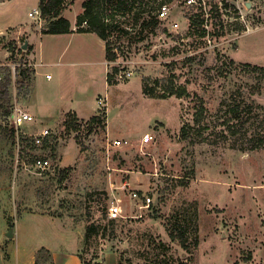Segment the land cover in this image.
I'll return each instance as SVG.
<instances>
[{
    "label": "rangeland",
    "instance_id": "374dc122",
    "mask_svg": "<svg viewBox=\"0 0 264 264\" xmlns=\"http://www.w3.org/2000/svg\"><path fill=\"white\" fill-rule=\"evenodd\" d=\"M39 1L0 0V25L36 26L44 18L28 12ZM83 1L65 0L64 14L75 20ZM116 1L97 0L104 12L117 7ZM139 1L126 0L116 17L130 32L110 37L129 45L133 77L116 78L121 85L108 88L99 37L55 35L53 61L65 64L66 83L57 85L60 66L38 69L34 88L38 119L45 124L34 119L18 134L6 124L5 111L27 109L33 75L23 48L27 32L16 25L0 33V264H53V246L62 244V231L73 257L85 264H177V254L189 256L170 238L169 228L177 222L186 228L198 264H264V72L252 68L264 67V0H226L230 16L241 9L244 20L234 19L236 29H220L211 42L187 34L188 9H177L152 31L138 32L142 18L151 16L145 11L135 24ZM144 2L149 10L153 0ZM172 21L179 22L177 29L170 27ZM216 26L211 23L210 30ZM21 68L32 73L22 76ZM171 78L190 94L159 98L144 92L145 86L159 87ZM68 88L85 105L94 104L97 93L107 96L108 101L98 98L104 126L91 129L80 118L82 125L69 130L64 114L55 120L47 115L48 105L54 106ZM126 93L132 95L129 100ZM201 104L205 138L183 137L182 125L193 123ZM237 105L241 119L233 133L229 126L237 120L229 119L230 109ZM107 124L129 145L110 146L107 152V141L116 138ZM44 128L49 136L34 144L26 132ZM146 132L155 138L143 153L140 139ZM36 155L49 156L51 169L34 172ZM121 178L153 196L142 217L111 220L104 212L110 185ZM93 222L97 231L85 242L86 225Z\"/></svg>",
    "mask_w": 264,
    "mask_h": 264
},
{
    "label": "trees",
    "instance_id": "16d2710c",
    "mask_svg": "<svg viewBox=\"0 0 264 264\" xmlns=\"http://www.w3.org/2000/svg\"><path fill=\"white\" fill-rule=\"evenodd\" d=\"M115 3V0H110ZM145 0H140L138 3V7L134 11V18H135V24L138 22V18L141 17V14L145 11H149L154 5H150L149 10L146 8ZM117 7H115L110 12H104L102 9L100 10L98 5L99 3L97 0H84L83 1V12L77 15L76 18V28H72V24L69 18H67L64 15V10L66 9V2L65 0H40L38 8L41 12V17L44 18L46 24L45 27L42 28L43 33H68L73 31H92L96 32L101 38H103L106 41V58L110 62L115 59V54L111 50V44L112 41L110 40V37L114 32H117L118 34H128L130 32V29L124 28V26H121L118 24L117 21V15L123 10L124 6L126 4V0H118ZM154 3V0H153ZM209 3V1H208ZM133 4V3H132ZM131 4V5H132ZM211 5V9L213 10L212 13V25L219 24V27L217 29L210 30L211 35H218L220 33V29H224V23L222 22L221 13H220V7L218 2H211L209 3ZM135 9V6L134 8ZM188 31L187 34H197L198 36L206 37L207 35V28L205 27V16L200 10H189L188 11ZM159 20L155 16H150V18L143 17L140 21L139 25L140 28L138 32H142L145 29H149V31H152L156 25H158ZM133 26H131L132 28ZM215 27V26H214ZM135 28V27H134ZM132 31V30H131ZM24 45V44H23ZM31 46L28 44L26 49H29ZM112 65V64H111ZM255 70H261L264 72L263 66H252ZM31 70L30 69H20V74L23 76L29 75ZM118 71V67L116 65H112V68L107 73V81L110 84L117 83L115 76ZM144 92L147 95H150L152 97H159V98H168L173 95L177 97H184L188 96L190 93L188 92L186 86L178 84L173 78L169 79L167 83H162V85H159V87L152 86V87H144ZM205 110L206 107L204 104H201L196 111L194 112L193 116V123H185L181 127V133L183 137H189L190 135H194L193 139L196 137L205 138L203 129L206 128V126H202V121H204L205 116ZM12 109H7L5 111L6 118L11 113ZM64 120L63 124L69 129V130H77L78 127L82 125L80 122V118L77 115L75 111H68L64 113ZM5 118V119H6ZM229 119H235L237 122H233L231 124V131L233 133H237L239 130L237 128L238 121H240L241 116L239 113V106H233L230 109V118ZM226 121V120H225ZM228 121V120H227ZM230 121V120H229ZM85 123L88 125V127L93 128L94 124H103V126L106 123L105 120V114L102 109H98V112L94 115H92L90 118L85 120ZM263 141V140H262ZM104 212L107 215L106 209ZM114 220V219H111ZM97 224L96 223H88L86 225L85 230V242L88 241V239L95 234L97 231ZM169 235L172 241L178 242L184 250H186L189 253V256H182V254H177L175 261L177 264H198V253H193L190 249V246L187 243V236H186V228L180 223L177 222L173 224L169 228ZM195 244L198 243V239L195 238L194 241ZM84 261V260H83ZM85 262V261H84Z\"/></svg>",
    "mask_w": 264,
    "mask_h": 264
},
{
    "label": "built area",
    "instance_id": "2783aa9c",
    "mask_svg": "<svg viewBox=\"0 0 264 264\" xmlns=\"http://www.w3.org/2000/svg\"><path fill=\"white\" fill-rule=\"evenodd\" d=\"M226 1V0H224ZM223 2V1H222ZM221 2V4H222ZM153 7L148 11L151 16L158 18L159 23L161 21L171 20L173 15H176V10H200L205 16V27L207 28L206 40L211 42L212 37L210 33V24L212 21L211 5L207 0H154ZM219 5L222 22L224 23L225 30L228 26L231 27L233 31L236 26V21L241 19L243 14L236 10L235 16H230L231 5L226 3ZM236 9V8H235ZM29 15L34 18H40V9L34 8V12L30 11ZM229 17L230 20H229ZM236 19V21H234ZM158 23V24H159ZM170 27L177 29L179 27L178 21H172ZM130 29V28H129ZM238 30V29H237ZM140 39V36H136ZM142 40V39H141ZM139 40V41H141ZM111 50L115 54V59L110 61L112 65L118 67L115 78L126 79L133 77L135 73L134 65L131 64L129 60L131 52L129 45H126L122 41H112ZM34 115L23 107L16 106L13 108L9 116L6 118L5 122L18 134L20 129H22L26 124L34 121ZM31 136L32 141L36 145L43 143L44 138L48 137L50 132L48 128H44L38 133L26 132ZM154 134L151 132H146L142 135L140 139L141 150L146 153L143 149L144 146L149 145L154 141ZM130 140L126 137L124 138H114L107 141V152L110 150V146L114 147H124L129 145ZM31 166L34 168V172L37 174H42L47 172L52 167L51 158L47 155H36L32 159ZM153 204V196L148 192H142L140 188L132 185V182L128 178H121L118 183L112 182L110 185V197L106 207L107 215L110 219L116 218H137L144 215V211H148Z\"/></svg>",
    "mask_w": 264,
    "mask_h": 264
},
{
    "label": "crops",
    "instance_id": "0c3cea01",
    "mask_svg": "<svg viewBox=\"0 0 264 264\" xmlns=\"http://www.w3.org/2000/svg\"><path fill=\"white\" fill-rule=\"evenodd\" d=\"M35 8H37V7H35ZM29 12H28V14H29ZM80 13H77V15ZM65 16L67 17V15H65ZM70 21L72 24V28L75 29L76 28V19L75 20L70 19ZM45 24H46V22H45V20H43L42 22L38 23L34 27L32 26V24L30 22L8 23V24L3 25V26L0 25V33H2L8 27L16 26V25L20 26L23 31L27 32L28 44H30L31 47L29 49L25 50V54L29 60V62H28L29 65L33 66L32 67L33 68V75H32L30 92H29L28 98L25 101V106L27 107L26 110H28L29 112H31L34 115V118H35L34 122L35 123H36V120L38 122H42L40 119H38L41 117H40V115H38V111L40 109L38 107L39 105L37 104L38 99H37V95L35 93V88L37 85L35 76H36V73L39 72L38 69L40 67L53 66V64L58 65L61 67V69H59V75H58L59 80L57 82V85H59L62 82H63V84L66 83L64 80V76L66 77V75H64V71H66L65 70L66 69L65 64L61 60L53 61V37H56L57 35L80 34L83 37V36H87L88 34H96L99 37L98 39L101 41L102 46H103V52L104 53H103L102 64H103L104 79H106L105 80L106 85L108 86V88H113L115 86L121 85V83L110 84L107 81V73L109 70H108V60L106 58V41L103 38H101L96 32L73 31V32H68V33H43L42 28L45 27ZM93 39L96 40L97 37H93ZM47 76L51 77V74L47 73ZM131 81H128V84H131ZM97 95H98V98L100 96H103L106 99V101H108L106 95H103L101 93H97L96 96ZM125 96H127V99L129 100L132 95L130 93H126ZM98 98L95 100L94 104L86 103V105H85V104H82L81 101L77 102L79 99L77 100L76 94L74 92H71V89L68 88V89H66V91H64V90L62 91L60 98L57 99V102L55 103L54 106L48 105L49 109L47 110V115L53 116V120H55V119H59V117L62 114L66 113L68 111H75L77 113V115L79 116V118L87 120L92 115H94L98 112V108H99ZM48 104H52V103L50 102ZM47 115L44 116L45 119L50 118ZM43 122H44V120H43ZM44 124H45V122H44ZM106 127H107V131H108L109 135L116 137V138L120 137V136H122L121 138H124V136L121 135L120 133H116L114 131L112 132V131L108 130V127H109L108 124ZM78 150H79V148H77V151ZM55 232H57V231L55 230ZM61 233L63 234L62 244H60L61 242H59L58 244H56V246H53V252H52L53 264H85L84 262L81 261L79 256L76 255L75 257H73L74 255H72L71 248L66 243V239L64 237L65 234L63 231ZM22 261L24 264V260H22ZM22 261L20 259V263ZM32 261H30L29 264H35V261H33V262Z\"/></svg>",
    "mask_w": 264,
    "mask_h": 264
},
{
    "label": "water",
    "instance_id": "95a60500",
    "mask_svg": "<svg viewBox=\"0 0 264 264\" xmlns=\"http://www.w3.org/2000/svg\"><path fill=\"white\" fill-rule=\"evenodd\" d=\"M27 46H28V41H26L25 43H24V45H23V48H27ZM8 235H13V233L12 232H8Z\"/></svg>",
    "mask_w": 264,
    "mask_h": 264
}]
</instances>
